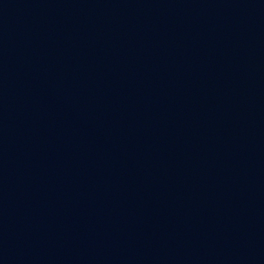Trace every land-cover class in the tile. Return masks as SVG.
<instances>
[{"label":"water","instance_id":"obj_1","mask_svg":"<svg viewBox=\"0 0 264 264\" xmlns=\"http://www.w3.org/2000/svg\"><path fill=\"white\" fill-rule=\"evenodd\" d=\"M0 264H264V0H0Z\"/></svg>","mask_w":264,"mask_h":264}]
</instances>
